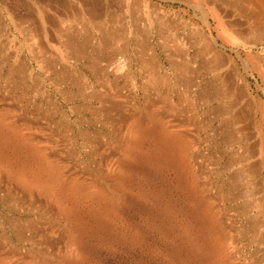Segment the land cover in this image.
<instances>
[{"label": "rangeland", "instance_id": "374dc122", "mask_svg": "<svg viewBox=\"0 0 264 264\" xmlns=\"http://www.w3.org/2000/svg\"><path fill=\"white\" fill-rule=\"evenodd\" d=\"M262 12L264 0H0V264H264V159L246 167L256 159L238 162L236 139L213 132L234 100L264 111ZM102 15L125 50L100 86L56 39L87 34L98 52L88 24ZM156 34L180 47L184 82ZM141 35L169 79L153 106Z\"/></svg>", "mask_w": 264, "mask_h": 264}, {"label": "crops", "instance_id": "0c3cea01", "mask_svg": "<svg viewBox=\"0 0 264 264\" xmlns=\"http://www.w3.org/2000/svg\"><path fill=\"white\" fill-rule=\"evenodd\" d=\"M95 13H97V11L94 12V14ZM105 20L107 21L110 20L109 15H107V17H104V15H102V18H96V19L93 18V20L91 21L89 20L88 26L90 30L93 32L94 30L92 28V24L94 23L100 24L101 26H104L105 32L108 33L109 37L110 35L115 36L117 34V38H115V40L116 41L121 40L122 36L124 35V27L122 25H119L116 29H114L111 26V24H109L107 27ZM60 30H64V29H60ZM64 32L67 33L66 29L64 30ZM64 35L69 36L67 34ZM155 38L158 40L161 39L162 42H158L157 46L161 49L163 55L165 57L167 56V59L170 60L173 57L172 55L173 53L168 54L169 52L166 42L167 39L166 38L164 39V37L161 36V34H156ZM64 39H65L64 36H59V38L56 39V41L61 46V43ZM130 40L134 46L133 56L135 62L137 63V66L140 70L142 69L145 71L144 84L150 87L151 91L153 90L157 95L156 96L157 100H155L157 104L161 101V96L158 94L159 93L158 88L166 86L169 79L165 75L160 73L161 70L158 67V60L155 58V54H153L154 52H148V49L150 48L148 37L141 35L140 37L136 36L135 38H131ZM119 48H121L122 52H124L125 50L124 46H120ZM70 52L72 51H68V53ZM175 52H176L175 56H177L178 58V56L181 55L180 50L176 49ZM148 54H153L154 56L151 55L148 56ZM204 54L205 52L202 53V55ZM152 62L154 63L153 66L150 64ZM183 62L184 60H182L181 63L178 62V64H183ZM169 68H170L169 70H171V73L173 74V81L175 83L184 82L183 81L184 78H182L183 69L177 70L178 72H175L172 71L173 69L170 66ZM241 101L243 104L240 105H237L238 100H234V102L232 101L229 106L230 110L228 112H226L227 109L225 108L224 109L225 112L220 113L217 118L213 119V132L214 134L229 135V138L236 139L237 143L235 144H237V148L241 149V153L237 156L238 162L239 161L243 162L253 156L256 160H252V162L250 163H246V164L242 163V164L246 165L247 167L251 163L256 162L259 164L260 167L261 165L260 162H262V160L264 159V111L262 110L259 114H256V112L252 110L254 106H252V102L249 99L243 98L241 99ZM226 103L227 101L224 100L222 106H224ZM262 108H264V105H262ZM233 135H236V137H233ZM252 135H255L256 137V139H254L255 141L252 143L248 142L245 144L244 140L250 139ZM242 171L245 174L246 170L244 169ZM245 177L248 180L247 175Z\"/></svg>", "mask_w": 264, "mask_h": 264}, {"label": "bare ground", "instance_id": "6f19581e", "mask_svg": "<svg viewBox=\"0 0 264 264\" xmlns=\"http://www.w3.org/2000/svg\"><path fill=\"white\" fill-rule=\"evenodd\" d=\"M246 1H251V4H253V1L254 0H246ZM262 3V2H261ZM263 13V12H262ZM98 14V13H97ZM264 14V13H263ZM90 15V14H89ZM95 15V14H94ZM99 17V15H98ZM111 16H109L110 18ZM95 19V18H94ZM111 20V19H110ZM98 22V21H97ZM93 25V24H92ZM263 25H264V18H263ZM1 27V25H0ZM230 27V26H229ZM93 30H94V33L96 34L98 40L97 43H96V48L97 50H99L98 52L96 53H93L91 50L88 49L89 45H90V38L89 36L86 34L83 38L82 36V43L81 45H77L74 40L72 39L73 36H66L64 35V40L62 41L61 43V46L63 47H66V48H69L71 49V51L73 52V54L77 55L79 58H82V59H88L91 64L89 66V70L92 74V76H94L96 82L102 86L104 83L103 81H101V76H102V71L105 70L107 67L110 66L111 62L115 59V57L117 55H121L122 56V50L121 48H115V47H112L110 48V45L111 43H113L112 40H115V36L113 37L112 35H110V37L108 36V33L105 32V29H104V26H101L100 24H94L92 26ZM1 30V28H0ZM65 30V29H64ZM62 30V31H64ZM61 31V30H60ZM86 31V30H85ZM245 31V30H244ZM233 32V31H232ZM72 37V38H71ZM198 37V36H197ZM202 38V37H201ZM205 40V38H202V40ZM137 45V44H136ZM176 45V44H175ZM211 45V44H210ZM109 46V48H107ZM175 48V47H174ZM180 48V47H179ZM178 47L175 48V49H179ZM206 50V47H205V44L202 45V48L201 50L198 52L199 54H202L203 52H205ZM172 54V53H171ZM176 52H174L172 55L173 57L169 60V66L173 69L172 71H175V72H178L177 70H181L182 68H186V66L184 67L183 64H178L175 62V56ZM182 61V60H181ZM218 62V57L215 58V63ZM145 63V62H144ZM19 64L21 67H24L25 66V63L23 62V60H20L19 61ZM152 66H153V62L150 63ZM149 64V65H150ZM186 64V61L184 63V65ZM191 64V63H190ZM147 65V64H146ZM189 65V64H188ZM151 66V67H152ZM22 69V68H21ZM62 72H59L58 73V80L60 82H62L63 84H66V85H70L72 87H74L76 90H78L79 93H85V88L86 87V82L84 80V77H82L81 75L77 74V73H73L71 71H68V70H61ZM182 75V74H181ZM180 78V77H179ZM183 78V77H182ZM182 80V79H181ZM105 81V80H104ZM103 94H106V92H103ZM107 95V94H106ZM90 96H93V95H90ZM98 96V95H97ZM100 96V95H99ZM105 96V95H104ZM109 96V95H108ZM108 98V97H107ZM107 98L105 97L104 99H100L99 101L102 102V105L103 104H106L108 101H107ZM156 100V99H155ZM111 102V101H110ZM154 103L156 104L155 101H151V106L154 105ZM108 104V103H107ZM112 104V103H111ZM105 105L103 109V114H108L110 111H112L113 109L118 110L119 109V106L120 105ZM122 107V106H121ZM122 110V109H121ZM110 114V113H109ZM116 114H118L116 112ZM153 114V113H152ZM123 116V115H122ZM148 116V115H147ZM125 117V115H124ZM128 117V116H127ZM161 117H164V116H161ZM118 118V117H117ZM145 118V117H144ZM147 118V117H146ZM145 118V119H146ZM150 119V123L152 126H155L154 125V121H158L157 117L153 114L151 115V117H148ZM141 119V117H140ZM164 134V133H163ZM165 135V134H164ZM166 137V135H165ZM162 138V137H161ZM168 139V138H167ZM165 140V139H164ZM1 173V172H0ZM3 174V173H2ZM1 180V179H0ZM3 180V179H2ZM1 180V181H2ZM4 181V180H3ZM24 195V194H23ZM19 199V197H18Z\"/></svg>", "mask_w": 264, "mask_h": 264}]
</instances>
